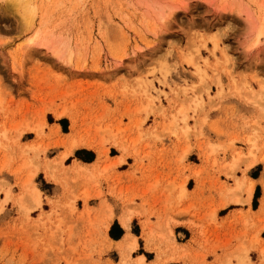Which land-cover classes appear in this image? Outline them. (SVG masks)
<instances>
[{
    "label": "rangeland",
    "instance_id": "1",
    "mask_svg": "<svg viewBox=\"0 0 264 264\" xmlns=\"http://www.w3.org/2000/svg\"><path fill=\"white\" fill-rule=\"evenodd\" d=\"M14 1L0 0V132H8L0 139V264L264 259V0ZM25 123L43 124L41 137L15 139ZM92 137L108 149L96 174L71 170L76 161L94 162L95 152L57 159ZM36 168L42 203L32 207L28 191L18 204ZM50 171L64 181H50ZM178 191L183 198L163 208V219L189 218L197 236L167 226L156 239L150 232L148 243L135 221L134 250L99 237L106 223L96 224L90 201L80 199L88 193L108 211L107 198L125 205L143 219L145 235L156 200ZM192 235L194 248L178 244Z\"/></svg>",
    "mask_w": 264,
    "mask_h": 264
},
{
    "label": "crops",
    "instance_id": "2",
    "mask_svg": "<svg viewBox=\"0 0 264 264\" xmlns=\"http://www.w3.org/2000/svg\"><path fill=\"white\" fill-rule=\"evenodd\" d=\"M68 140H70V139H68ZM35 141H36V139H34L33 142H35ZM46 143H47V141H45V144ZM53 148H55L54 145L53 144L50 145V147L46 150V153L50 152ZM78 150H88V151L95 152L96 153V159L92 163H83V162H79V161L75 160L76 162L73 163V167L76 166V165L77 166L83 165V166H86L88 168L90 174H96L97 169L99 168L100 164L103 162V158L102 157H104V156H102V157L99 156L98 153L95 150H93V149L79 148L78 147V148H75L72 153L68 154V156L65 158V160L67 158H69V157L74 156L75 152L78 151ZM105 150L107 152L105 156H107L108 155V149H106V145H105ZM68 151H69L68 148H64V150H61L60 154L57 157V159H59L62 154L66 153ZM121 157H122L121 155H118V156L115 157V159H119ZM109 159H110L109 162H111V163L115 160L114 157H110V156H109ZM119 161H121L120 163H122V159L118 160V162ZM118 164H116V165H118ZM73 167L71 169L72 171H73ZM116 171H117L118 174L122 173L121 170H119V168H117ZM47 175H48V173H47ZM251 185H252V192H251V195L249 197V202H248L249 204H250V199H251V197H252V195L254 193L255 187H254V184L252 182L248 183V185L246 187V189L248 190L249 186H251ZM102 186L105 187V183L104 182H103ZM239 186H241V184H238L237 188ZM22 191H23L22 194L25 195L24 194L25 190H23V188H22ZM187 192L191 193L190 190H188ZM7 194H8L9 200L12 199L10 194H9V192H6L5 195H7ZM182 198H183V194L180 191H178V192H175L174 194H172V196L169 197L168 201H165L167 198L165 200L161 199V201L156 200V202L159 203L156 206V210L157 211H156L154 217L151 220V225H150L149 232H148V234H145V235H144L143 224H142L143 223V219L140 218V217H137L136 215H133V213L131 211H128V208L125 205L117 204V203L111 201L109 198H107L106 199L107 204L111 208L108 211L104 207L106 204L104 205L101 200L93 201L94 199H91V200L89 199L88 201H90L89 202V207L93 210L92 213H91V219L96 224L106 223V224H104V226L102 228L100 227L101 231L99 233L100 234L99 237H101L107 243L113 244L114 245V249L118 248L120 245H123V246L125 245V247H127L128 249L134 250L136 248V246H137V242L134 239V237H132L130 235L132 234L131 233V226L133 225V223L135 221H138L140 223V225H141V235H140L139 238H142L143 240H144V238H147L146 241H148V243H150V232L152 234V238L156 239V238H158V234L159 233H161V232L162 233H164V232L168 233L169 232V230H168L169 228L172 231H174V233L176 235L180 234V233H184V232H191V233H194V235L197 236L198 229L191 226L189 218H185L184 216H179V215L176 216V217L171 215V218L175 217L173 219H174V221L176 223L175 222L172 223V221H170V219H163V217H164L163 216V208L164 207L170 208L172 206H175L178 202H180V200ZM153 203L154 202L152 200L151 201V206L153 205ZM165 203H168V205H164ZM234 203L238 204L240 202H234ZM137 204H138V202H137ZM182 206H183V204H182ZM103 211H105V213ZM130 212H131L132 216H131V219L129 221V227L127 228L124 225V220H125L126 216L128 215V213H130ZM158 214H160L161 217H157ZM114 222H116L119 225V228H120V230L122 232V234H121V236L119 238L120 240H113L111 238V236H110V233L114 230L113 229ZM167 226L169 227L168 229H167ZM194 235H192L189 239H185L183 243H178V244L183 246L187 250H189L190 248H194L195 245L193 243V240L196 239V238H194ZM176 239H177V237H176ZM132 244H133V247H132ZM149 251H151V250H149ZM151 252L153 253V249H152ZM230 261H231V259H229L228 262H230ZM144 263H145V257L144 256H140V258L138 259V264H144Z\"/></svg>",
    "mask_w": 264,
    "mask_h": 264
},
{
    "label": "bare ground",
    "instance_id": "3",
    "mask_svg": "<svg viewBox=\"0 0 264 264\" xmlns=\"http://www.w3.org/2000/svg\"><path fill=\"white\" fill-rule=\"evenodd\" d=\"M15 3H21L22 2V0H15L14 1ZM253 17V16H252ZM251 19V18H250ZM262 19H264V18H262ZM263 21V20H262ZM262 23H264V22H262ZM263 27V26H262ZM263 29L264 28H262L259 32H258V34L259 35H261V34H263ZM259 37V36H258ZM37 40V37H35V38H32V40H30V42L31 43H33V42H35ZM258 40V39H257ZM183 54V53H182ZM185 55V54H184ZM189 54L187 53V55H185L184 56V59L182 58V56H181V58L186 62V63H188V64H194V62H196V61H194L193 60V58L191 57V56H188ZM196 64V63H195ZM218 66V65H217ZM173 69H174V67H173ZM167 71H169L168 69H167ZM166 72V71H165ZM198 73H200V72H198ZM263 91V90H262ZM248 93V92H247ZM258 94V93H257ZM177 95H178V93H177ZM259 95V94H258ZM244 96V95H243ZM177 97V96H176ZM245 97V96H244ZM243 97V98H244ZM255 98H256V96H255ZM259 98V97H258ZM258 100H260V99H258ZM262 101V100H261ZM259 105H260V102H259ZM262 105V104H261ZM260 105V106H261ZM183 106V105H182ZM151 108H152V106H151ZM180 108H181V106H180ZM195 108V107H194ZM155 109V108H154ZM263 109V108H262ZM179 110H182V108L181 109H179ZM62 111V110H61ZM65 112V111H64ZM63 113V111L59 114V113H57V114H55V116H58V117H60L61 115H64V114H62ZM179 113H181V114H183V112L182 111H180ZM1 114V113H0ZM53 115V114H52ZM172 120V119H171ZM183 120H185V117L183 118ZM25 124H27V123H25ZM41 124V123H40ZM35 125V126H31V125H29V124H27L25 127H23V128H21V129H18L19 127H20V125H19V127L18 128H16V129H18V131L16 132V133H18V134H16L15 135V139H17V138H21L25 133H27V132H29V133H33L34 135H36L37 137H41V135H42V133H43V124L42 125ZM168 125H169V123H168ZM172 125V124H171ZM165 126V125H164ZM16 127V126H15ZM15 127H13V128H15ZM74 127H72V129H73ZM166 128V127H165ZM15 129V130H16ZM104 129V128H103ZM14 130V129H13ZM14 130V131H15ZM98 130V129H97ZM7 131V130H6ZM6 131H2V132H0V139H5L6 138V136H7V133L8 132H6ZM81 131V130H80ZM93 131H95V130H93ZM102 132H103V130H101ZM106 132V130L103 132V133H105ZM75 133H78V132H75ZM95 133V132H94ZM73 134V133H72ZM89 134V133H88ZM101 134V133H100ZM120 134V133H119ZM10 135H11V133H10ZM17 136V137H16ZM69 136V135H68ZM88 136V135H87ZM103 136V135H102ZM101 136V137H102ZM114 136V135H113ZM12 137H13V135H12ZM70 137V136H69ZM81 137V136H80ZM110 138H112V137H110ZM257 138V137H256ZM13 140V139H12ZM61 140V139H60ZM95 139H93V137H92V139L91 138H84V139H82V140H79V141H73L70 145H69V151L68 152H66L63 156H62V158L60 159V162L62 161V160H64L67 156H68V154H70V153H72L73 151H74V149L75 148H87V149H93V150H95L97 153H98V155L99 156H105L106 155V150H105V143L107 142V140H103V141H101V142H99V143H97L96 141H94ZM116 140V139H115ZM3 141V140H2ZM14 141V140H13ZM72 141V140H71ZM114 141V140H113ZM120 142V141H119ZM18 143V142H17ZM65 143V142H64ZM0 144H1V142H0ZM6 144V143H5ZM14 144V143H13ZM115 144V143H114ZM64 145V144H63ZM30 146V145H29ZM116 146V145H115ZM4 147V146H3ZM9 147V146H8ZM13 147H15V146H13ZM26 147V146H25ZM6 148V147H5ZM24 148V147H23ZM39 149V148H38ZM42 149H43V147H42ZM119 149V148H118ZM122 149V148H121ZM6 150V149H5ZM27 150H28V148H27ZM30 150H32L31 148H30ZM44 150V149H43ZM42 150V151H43ZM37 151V150H36ZM35 151V152H36ZM38 152V151H37ZM41 152V151H40ZM21 153V152H20ZM11 154V153H10ZM37 154V153H36ZM236 158H238V156H236ZM235 158V159H236ZM6 159V158H5ZM4 159V160H5ZM33 159V158H32ZM34 160V159H33ZM232 160H233V157H232ZM240 160V159H239ZM6 161V160H5ZM7 161H8V159H7ZM27 161V160H26ZM30 161V160H29ZM3 162V161H2ZM118 162V161H117ZM116 162V164H120V162L121 161H119L118 163ZM26 163V162H25ZM28 163V162H27ZM36 163V162H35ZM59 163V162H58ZM2 164V163H1ZM28 164H31V163H28ZM34 164V163H33ZM59 164H61V163H59ZM116 164H114V165H116ZM35 165V164H34ZM39 165V164H38ZM30 166V165H29ZM56 166V165H55ZM58 166H60V165H58ZM110 166V165H109ZM36 167V166H35ZM57 167V166H56ZM7 168V167H6ZM51 168V167H50ZM1 170H3L2 168H0ZM36 170H37V168L34 170V171H32V172H30L29 174H28V178L26 179V181H24V183H23V185H22V188H23V190H25V192H24V194H27L28 193V191H29V196L31 197V203H33V206L32 207H40V205H41V203H42V199H41V193H40V191L37 189V187H36V185H34V182H33V180H34V177H35V172H36ZM106 170V169H105ZM4 171V170H3ZM12 171V170H11ZM15 171V170H14ZM73 171H75V173H79V174H87V173H89V170H88V168L86 167V166H83V165H79V166H74L73 167ZM65 176H66V174H64ZM87 176V175H86ZM64 177V176H63ZM74 177L75 176H73V179H74ZM77 177V176H76ZM26 178V177H25ZM47 178L50 180V181H52L53 183H60L61 181L63 182L64 180H62L54 171H50V173H48V175H47ZM66 179L67 180H69L70 178H68L67 176H66ZM72 179V180H73ZM76 179V178H75ZM61 180V181H60ZM82 181V180H81ZM85 181V180H84ZM88 183V182H87ZM65 184H66V182H65ZM86 186V185H85ZM172 186V185H171ZM175 186V185H174ZM67 187V186H66ZM7 189V188H6ZM8 192V191H7ZM247 192H248V194H249V196L251 195V192H252V185L251 186H249V188H248V190H247ZM83 194V193H82ZM7 196H8V194H7ZM77 197V196H76ZM17 199H19V200H17V202H18V204H20L22 201H23V199H24V195L22 194L21 196H19V198H17ZM82 201H83V203H85V204H87V202H88V200L90 199V195L88 194V193H85L83 196H81V198H80ZM72 200V199H71ZM238 201V200H237ZM5 202V201H4ZM234 202H235V200H234ZM24 203V201L22 202V204ZM29 203V202H28ZM22 206V205H21ZM20 206V207H21ZM23 207V206H22ZM69 207V206H68ZM73 208V207H72ZM34 209V208H33ZM22 210V209H21ZM25 210L27 211V209L25 208ZM102 210V209H101ZM130 210V209H129ZM55 211V210H54ZM71 213L73 212V210H71L70 211ZM75 212V211H74ZM86 212V211H85ZM89 212V211H88ZM104 213H105V211H103ZM84 215V214H83ZM48 216V215H47ZM86 216H88V215H86ZM131 216H132V214H131V212L130 213H128V215L126 216V218H125V220H124V225L128 228L129 227V221H130V219H131ZM84 221V220H83ZM57 223H58V220H57ZM56 223V224H57ZM65 226H67V224L65 225ZM75 227V226H74ZM67 228V227H66ZM70 228H72V227H70ZM69 230V229H68ZM68 232V231H67ZM70 234V233H69ZM72 234V233H71ZM50 235V234H49ZM72 236V235H71ZM49 237V236H48ZM50 237H52V235L50 236ZM56 238V237H55ZM147 239V238H146ZM49 240H51V239H49ZM52 240H53V238H52ZM59 242V241H58ZM132 247H133V244H132ZM263 255H264V252H263Z\"/></svg>",
    "mask_w": 264,
    "mask_h": 264
},
{
    "label": "snow or ice",
    "instance_id": "4",
    "mask_svg": "<svg viewBox=\"0 0 264 264\" xmlns=\"http://www.w3.org/2000/svg\"><path fill=\"white\" fill-rule=\"evenodd\" d=\"M258 264H264V259L258 262Z\"/></svg>",
    "mask_w": 264,
    "mask_h": 264
},
{
    "label": "trees",
    "instance_id": "5",
    "mask_svg": "<svg viewBox=\"0 0 264 264\" xmlns=\"http://www.w3.org/2000/svg\"><path fill=\"white\" fill-rule=\"evenodd\" d=\"M113 229H114V228H113ZM112 232H113V231H112ZM112 232H111V236H112L113 238H116V236H115Z\"/></svg>",
    "mask_w": 264,
    "mask_h": 264
}]
</instances>
